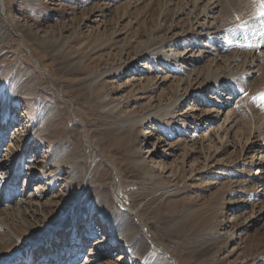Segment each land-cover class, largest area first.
<instances>
[{"label": "rangeland", "instance_id": "1", "mask_svg": "<svg viewBox=\"0 0 264 264\" xmlns=\"http://www.w3.org/2000/svg\"><path fill=\"white\" fill-rule=\"evenodd\" d=\"M184 1L0 0V100L9 113L0 123V156H8L0 177L21 170L0 205V264H52L53 258H59L57 264H102L100 255L117 257L115 264H133L134 245L147 256L166 252L174 264H264V200L256 197L264 189V174L251 180L254 168L248 165L254 154L264 157L258 147L264 146V108L252 99L264 93V17L256 0H214L219 37L215 43L214 36L208 40L214 47L219 43L224 56L236 53L240 64L254 60L257 73L243 91L247 95L237 89L230 107L206 130L211 148L195 129V113L174 109L172 119L150 117L173 104L179 81L197 67L186 63L182 71H170L161 57L176 42L200 39L203 29L195 20L200 10L189 16L191 2L183 13ZM150 38L160 55L153 60L145 53L137 56ZM123 66L125 76L119 75ZM103 71L111 75L89 80ZM165 76L170 78L162 83ZM201 77L202 82L206 76ZM154 78L158 87L152 92L144 82ZM187 86L181 83L183 93ZM208 98L215 109L217 94ZM229 110L233 122L225 125ZM214 117H203L201 124ZM221 126L232 129L231 147L221 146L218 138L227 130ZM148 127L151 135L143 140ZM95 153L103 161L98 165ZM29 172L35 175L31 179ZM249 187L251 202L245 197ZM98 196L111 212V224L128 219L133 244L114 241L110 248L105 239L91 262L83 248L72 257L68 245L74 242L77 205ZM35 199L45 220L33 211ZM240 202L249 203L245 210ZM205 228L209 231L198 233ZM11 238L19 247H5ZM30 242L35 251L27 262L19 251ZM11 255L17 258L8 261L15 258Z\"/></svg>", "mask_w": 264, "mask_h": 264}, {"label": "bare ground", "instance_id": "2", "mask_svg": "<svg viewBox=\"0 0 264 264\" xmlns=\"http://www.w3.org/2000/svg\"><path fill=\"white\" fill-rule=\"evenodd\" d=\"M185 1H186V4L184 5L185 10L183 11V13L185 11L189 10V8L192 4L191 2H194L192 10H189V16L196 14L197 10L198 11L200 10L199 17L200 18L201 17L206 18L204 20V23H201V22L199 23V19H200L199 17L195 18V20L198 22V25L200 27H202V29H203V31L201 30L202 32L200 33V39H198L197 42L194 41V43H189L188 40L184 44H182L180 42H176V45H177L176 48L170 54L161 55V57L163 58V60L165 61L166 64L170 63L169 67L172 68L170 71H175V70L176 71H182V68L184 67L183 65L186 63H189L188 65L193 66V67H194V65L197 67L199 65L201 67L200 68L195 67V69H192V70H190V72H187V73H189V74H187V78L183 79V80L181 79L179 81L178 85L176 84L177 85L176 97H175L172 105L170 104V105H167V106L165 105L164 107H161L160 109H158L157 111L154 112L155 114H152V116H150V117L154 120L155 119L160 120L162 118H166V119L171 118L172 119L174 117H170V116H173L172 111H174V109H179L178 112H182V113L185 111L184 112L185 114L195 113V115L198 119L197 122H199L198 124L195 123V129L199 132V134L202 133L203 141L208 142L209 145L211 146L213 143V140H212V138H210V135H209V133L206 132V130L210 126H212V123L218 122L220 120V113H223V110H226V108L230 107V103H228V102L234 101L235 91L237 89H241V91H244L245 89H247L250 78H252V76L254 74H256L257 71H254V69H255V61L254 60L250 61V60L246 59L243 61V63L240 64V62L238 61L236 53H231L227 56H224L223 55L224 49L221 46H219V43L215 44L216 45L215 47H214V44L211 45V42H210L211 39L208 40V38L214 36L213 42L215 43V42H217L218 37H219V36H216L217 33L219 32L215 26L217 19L215 18V20H214V16L212 18V15L214 14L213 10H216L218 8V5L216 6L214 4V0H210L207 4H205L203 6H200V4L203 3L202 0H185ZM209 14H210V16H208ZM210 19H212L213 21H211V23L209 24L208 20H210ZM170 28L172 29L173 26ZM171 39L178 40L179 37L173 36V37H171ZM155 45H156V40H154L153 38L148 39L146 42H144L142 49L137 52V56H140L143 53H145L146 55L148 54L149 60L150 59L153 60L155 56H160L158 51L156 50L157 48L155 49V47H154ZM193 48H195V49H193ZM164 50H166V49H164ZM195 50H196V52H195ZM204 61L206 63L205 67H204V65H202L204 63ZM197 72H199V75L197 74ZM126 73H128L127 67L123 66V68L119 71V75L125 76ZM167 73L168 72H166V71L163 72V74H167ZM104 75L109 76L111 74H108L107 71L106 72L103 71L100 74H96V75L90 77L89 80L93 83V82L103 78ZM201 76H204V77L206 76L205 80L202 82H201V80H202ZM169 78H170V76L162 77V79H161L162 83L167 82ZM20 82H21V80H20ZM20 82H19V84H20ZM194 82H196V84H194ZM181 83H186L188 85L184 93L180 89ZM144 85L152 86L151 91L153 92L156 90V87H158V82H156L155 78L154 79H148L147 81L144 82ZM226 88H227V90H224ZM17 94H19V92ZM214 94H217V98H218L217 100L218 101L215 103V106H216L215 109H211V107L214 106V102L209 100L208 95L212 96ZM17 96L18 95H16V97ZM175 105H177V108L176 107L174 108ZM43 109H45V107ZM45 111H43V112L45 113ZM47 111H48V109H47ZM162 111H163V113H162ZM159 113L163 114L164 116H162ZM211 114H215V117H214L215 119H211L210 123L206 122L204 124H201L202 118L203 117L208 118V116ZM233 114H234V112L232 110H229L228 112H226L225 122H224V123H226L225 125H227V123L229 124V123L233 122ZM51 115H53V114L49 113V115L47 114L46 117H50ZM193 116H194V114H193ZM199 128H201L202 130L199 131L198 130ZM222 129H224V127H222ZM225 129H227V128L225 127ZM225 129H224V132H225ZM230 129L231 128H228L226 130L223 137L220 136L218 138L219 141L221 142V146H223V147H231L230 140L228 141V136L230 135V133H232L231 132L232 129L231 130ZM220 131H222L221 128H220ZM150 135H151V132H150V128L148 127L145 130V134L141 138L143 140H147ZM263 138H264V136H263ZM21 141H22V139L21 140L19 139L17 142L20 143ZM85 142H87V141H85ZM87 144H88V142H87ZM146 144L150 145V140ZM258 147H260L261 150H264V146H258ZM211 148H212V146H211ZM13 152H14V150H13ZM135 152H137V150H135ZM146 153L147 154L151 153L149 158L152 157V159H154L153 158L154 154H152V149L147 150ZM95 156H96V159H95L96 165L103 162L102 159H100L98 153H95ZM7 158H8V156L5 157V155H4L3 160L0 161V173L1 174L4 173V171L6 169ZM260 159H261V161H260ZM13 160H15V159H13ZM53 160H54V158L51 157L48 163L52 164L54 162ZM137 164L142 166L143 168L146 167V162L140 161ZM160 164H162V162ZM17 165H18V163H17ZM248 165L250 167L254 168L253 169V176H251V180L256 179L257 175L261 176L262 173L264 174V157L260 158L257 156V154H254L253 160ZM205 166L203 169L199 170L200 174L203 173ZM14 170H15L14 171L15 174L12 177L9 175L10 177H8L6 179L3 178V180L0 181V205L5 202V190H6V188L10 184L15 183V180L18 176V173L21 172V170L18 168L14 169ZM36 172L34 171L35 174H36ZM34 176L35 175H33V173H31V172L28 173V178L31 179ZM192 176H193V178L195 177V175H191L190 178ZM78 177H79L78 173H75L73 176V178H76V179ZM6 194H7V192H6ZM114 195L118 199L119 191L115 190ZM253 196H254V194L252 191V187H249V191H248L247 195H245V197L249 198L250 199L249 201L251 202V200H253ZM43 197H44V190H42V193L40 194V200ZM119 197H120V195H119ZM256 197H260L257 199L258 201H263L264 200V189L262 191V194H257ZM96 200L100 203V196H98ZM31 204H33V206H34V209H33L34 213H37V214L39 213V215H40L39 218L41 220H45V216L43 214L44 212L41 213V210L44 207L42 209L39 208V207H41V203L39 201H37V199H35V201H32ZM123 204H124V202H123ZM241 204H242V209L245 210V207L249 203L246 205V203L243 204L242 202H240V204H239L240 207H241ZM133 215H135L133 211L129 212V217L133 218ZM64 219L65 218L58 219L57 221H55L54 225L56 227H54L53 232L57 230L58 226L61 224L62 221H64ZM127 221H128V219L126 218L125 221L120 222V223H118V222L112 223L110 227L108 226L106 228V231H107L106 240L109 241L110 248L114 247L113 246L114 241L121 242V243L124 241L126 243L125 245H127V244L132 245L133 244V241H132V239H133L132 235L133 234L131 232H129V226H128ZM65 224H67V223H65ZM207 231H209V228L202 229L201 233H200V231L198 233L203 234V233H206ZM198 233H197V235H199ZM228 239L230 241H233L235 239L234 233L230 234L228 236ZM17 244L18 243H15L13 238H11L8 240V244H6L5 247L6 248L9 247V248L14 249L13 246L17 245ZM17 247H19V245H17ZM134 247L135 248L133 250L131 249L132 254L129 255V259H130V261L133 262V264H134V262H139L140 264H174L173 260L171 259V257L170 258L168 257L166 252H162L160 256H156V255L147 256L146 254H144V251H146V250H144L142 248H136L137 246H135V245H134ZM60 248H61V242L59 244V248L55 247L54 249H56L58 251V250H60ZM46 249H48V247ZM34 251H35V246L32 245V243L30 242L23 249H20L19 255L21 257H25L26 261L29 262L32 255L34 254ZM107 251L108 250L106 248L104 253L108 254ZM134 256L136 257V259H134L135 258ZM11 257H15V258H13L11 260L9 259L8 261H13L17 258L14 255H11ZM46 257H48L47 253H46ZM58 259L59 258H57V259L53 258L52 264H57Z\"/></svg>", "mask_w": 264, "mask_h": 264}, {"label": "snow or ice", "instance_id": "3", "mask_svg": "<svg viewBox=\"0 0 264 264\" xmlns=\"http://www.w3.org/2000/svg\"><path fill=\"white\" fill-rule=\"evenodd\" d=\"M256 3L259 5L258 15L264 17V0H256ZM241 95H247V93L242 91ZM252 99L253 103H257L259 107L264 108V93H260ZM6 115H9V113L4 110L3 101L0 100V123L4 121ZM2 160L3 156H0V161ZM2 180L3 177H0V181ZM74 213L75 223L72 225L74 242L68 245L70 255L75 257L77 252L83 248L88 259L92 262L97 257L98 249L104 246L107 237L106 228L111 225V212L95 198H85L77 205ZM104 221H107L108 224L106 225ZM116 259L117 257L100 255L102 264H106L109 260L112 261V264H115ZM84 261H82V264H84Z\"/></svg>", "mask_w": 264, "mask_h": 264}]
</instances>
